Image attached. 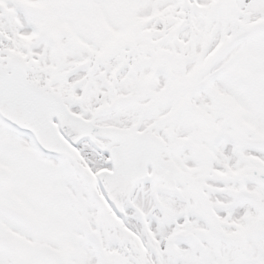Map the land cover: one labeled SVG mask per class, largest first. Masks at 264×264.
Masks as SVG:
<instances>
[{
	"label": "snow or ice",
	"instance_id": "1",
	"mask_svg": "<svg viewBox=\"0 0 264 264\" xmlns=\"http://www.w3.org/2000/svg\"><path fill=\"white\" fill-rule=\"evenodd\" d=\"M0 264H264V0H0Z\"/></svg>",
	"mask_w": 264,
	"mask_h": 264
}]
</instances>
